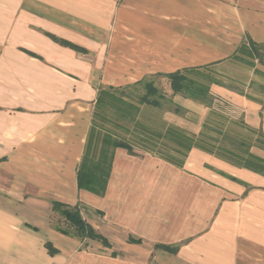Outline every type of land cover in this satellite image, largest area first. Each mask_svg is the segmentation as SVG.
I'll list each match as a JSON object with an SVG mask.
<instances>
[{
    "label": "crops",
    "instance_id": "0c3cea01",
    "mask_svg": "<svg viewBox=\"0 0 264 264\" xmlns=\"http://www.w3.org/2000/svg\"><path fill=\"white\" fill-rule=\"evenodd\" d=\"M243 41L264 43V0H0V264H264V176L209 150L178 165L116 147L104 193L77 186L98 90L177 70L216 81L220 101L158 76L169 100L138 122L208 149L220 129L264 158V66L233 58ZM52 201L103 241L58 231Z\"/></svg>",
    "mask_w": 264,
    "mask_h": 264
},
{
    "label": "trees",
    "instance_id": "16d2710c",
    "mask_svg": "<svg viewBox=\"0 0 264 264\" xmlns=\"http://www.w3.org/2000/svg\"><path fill=\"white\" fill-rule=\"evenodd\" d=\"M233 58L253 64L246 58L255 59L264 66V43L243 41L234 53ZM256 73H261L255 69ZM194 74L198 79L189 77ZM158 76H165L169 81L172 94H180L185 98L198 101L206 106H213L214 100L220 98L210 92L209 84L216 82L196 69L177 70L164 75H150L125 86H107L98 90L94 104L90 133L85 152L77 169V186L79 189L102 195L109 178L113 151L116 147L125 148L133 154L134 147L154 152L169 161L181 165L187 152L198 146L213 152L216 156L233 164L247 168L264 176V158L252 153L249 147L253 143L234 137L229 133L216 129L219 135L211 138L213 148L202 146L194 135H188L174 127H169L164 133H157L140 124L137 120L139 106L148 104L162 107L169 100L162 89L156 84ZM264 91V87H262ZM179 112L180 108L175 107ZM259 135L264 138L262 132ZM221 136V137H220ZM228 141L229 147L219 142ZM259 147L264 149V141L259 139ZM255 144V143H254ZM52 211L63 218L62 224L55 228L79 239L103 238L87 223L80 213L78 205H68L59 201L51 202ZM50 253L56 250L46 242ZM168 251L176 252V246L160 245Z\"/></svg>",
    "mask_w": 264,
    "mask_h": 264
},
{
    "label": "rangeland",
    "instance_id": "374dc122",
    "mask_svg": "<svg viewBox=\"0 0 264 264\" xmlns=\"http://www.w3.org/2000/svg\"><path fill=\"white\" fill-rule=\"evenodd\" d=\"M260 76H263L264 77V75H262V73H258ZM222 110H224L225 111V109L222 107ZM227 112H228V110H227ZM217 137H219V135L217 134ZM221 137V136H220ZM246 142H249V141H246ZM250 143V142H249ZM219 144H221V145H223V146H225V147H229V144H228V141L227 140H225V142L224 141H221V142H219ZM250 148L251 147H249V150H250Z\"/></svg>",
    "mask_w": 264,
    "mask_h": 264
}]
</instances>
